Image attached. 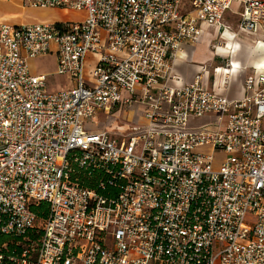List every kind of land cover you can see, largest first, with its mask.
<instances>
[{
    "label": "built area",
    "instance_id": "obj_1",
    "mask_svg": "<svg viewBox=\"0 0 264 264\" xmlns=\"http://www.w3.org/2000/svg\"><path fill=\"white\" fill-rule=\"evenodd\" d=\"M23 2L84 17L0 22V264H264V67L239 99L170 84L233 2L240 31H264V0ZM47 54L72 87L31 71ZM136 105L128 134L85 127Z\"/></svg>",
    "mask_w": 264,
    "mask_h": 264
},
{
    "label": "rangeland",
    "instance_id": "obj_2",
    "mask_svg": "<svg viewBox=\"0 0 264 264\" xmlns=\"http://www.w3.org/2000/svg\"><path fill=\"white\" fill-rule=\"evenodd\" d=\"M188 0H182L179 12H186L188 10ZM231 9L235 10V5H231ZM241 10V8H240ZM84 17L83 11H75L67 8H54V9H32L21 5L19 0H0V22L10 25L30 24V23H54V22H75L82 20ZM225 25L231 26V31L224 32V36L221 34L216 35V31L212 28H206L205 34L201 41L197 42L194 46V59L201 61L206 57L210 58L209 51L214 53V46L222 45L226 43L230 48L236 45L234 53L230 55L231 60H247L249 52L245 49H239L238 39L242 40L245 37L237 30L236 17L231 13H227L224 16L223 22ZM233 34L234 36H232ZM247 37V36H246ZM252 42V37H248ZM251 44V43H250ZM240 46V45H239ZM96 56H87L85 64V74L89 73L91 63ZM219 57H212L209 64H223V61L217 59ZM30 68L35 72L47 73V90L50 92H57L72 87L71 80L66 76H60L55 73L56 64L53 55L41 56L30 60ZM214 73L211 69V78ZM139 87V86H138ZM137 87V88H138ZM139 108V106H138ZM137 108H123L117 113L113 114V117L107 119L104 114H100L94 121L86 123L85 127L94 131L100 130L105 127H119L125 130L128 134L132 125L142 126L145 121L140 117V110L137 112Z\"/></svg>",
    "mask_w": 264,
    "mask_h": 264
},
{
    "label": "crops",
    "instance_id": "obj_3",
    "mask_svg": "<svg viewBox=\"0 0 264 264\" xmlns=\"http://www.w3.org/2000/svg\"><path fill=\"white\" fill-rule=\"evenodd\" d=\"M24 0H19L21 2V5L24 3ZM232 4L235 5V10H232L230 7V10H226L223 18L221 20L222 27L226 28V31H231L230 25H225L223 22L224 16L227 13H231L233 16L236 17V27L239 33L244 35L245 37H242V40L240 38L238 39V47L239 49H245L249 52L248 59L247 60H231L230 55L234 53V48L236 45H233V47L226 46V43H222L221 46L223 48H218L219 45L214 46V53L210 54V58L206 57L205 59H202L201 61H196L194 59V51L193 48L197 43H193L190 41H185L182 43L180 52H177L175 58L171 61L173 73L176 75V79L170 82V84L173 85H182L186 83H190L193 81L194 77L198 74L202 77V83L204 86H206L208 89H211L216 95L219 96H227L229 99H239L242 96H244V79L249 75H254L255 71L259 70L264 67V46L263 47H252L250 43L251 40L248 39V37H252V41L258 42L259 39L264 42V31L260 30L258 33H250L245 31H240L238 29V14L240 12L241 6L233 2ZM20 25V24H19ZM203 35L205 34L206 28H212L216 31V35L221 33V28L219 27H210L203 25ZM224 31V32H226ZM234 36L233 34H231ZM224 36V33L222 34ZM247 36V37H246ZM203 37V36H202ZM258 38V39H257ZM263 39V40H262ZM264 44V43H263ZM251 46V47H250ZM225 47V48H224ZM226 49V50H225ZM220 50V51H219ZM47 55H53L54 54H47ZM44 55V56H47ZM96 56L95 54H88L87 56ZM219 57L220 61H223V64H209L210 59L212 57ZM55 58V56H54ZM97 57L93 59V62L91 63V66H93L94 61ZM30 63V61H29ZM56 64V60H55ZM211 69L213 74V78H211ZM223 69V70H222ZM32 72L33 68L31 69ZM36 73H44V72H36ZM47 74V73H44ZM218 75V76H217ZM136 105L137 112L140 110V117L143 112V107ZM134 107V108H135Z\"/></svg>",
    "mask_w": 264,
    "mask_h": 264
},
{
    "label": "trees",
    "instance_id": "obj_4",
    "mask_svg": "<svg viewBox=\"0 0 264 264\" xmlns=\"http://www.w3.org/2000/svg\"><path fill=\"white\" fill-rule=\"evenodd\" d=\"M31 210L35 212L38 216H42L44 215V213H46V205L44 203H41L37 207L33 206Z\"/></svg>",
    "mask_w": 264,
    "mask_h": 264
},
{
    "label": "bare ground",
    "instance_id": "obj_5",
    "mask_svg": "<svg viewBox=\"0 0 264 264\" xmlns=\"http://www.w3.org/2000/svg\"><path fill=\"white\" fill-rule=\"evenodd\" d=\"M257 39H258V38H257ZM262 40H263V39H262ZM263 41H264V40H263ZM252 42H253V43H251V46H252V47H255V46H256V47L258 48V47H263V46H264V44H263L264 42H262L260 39H259L258 42H256V41H255V42L252 41ZM227 46L230 47L229 45H227ZM251 46H250V47H251ZM218 48L221 49V48H223V46L219 45ZM224 48H225V47H224ZM225 50H226V49H225ZM219 51H220V50H219ZM179 52H180V51H179ZM177 54H178V53H177ZM222 70H223V69H222ZM217 76H218V75H217Z\"/></svg>",
    "mask_w": 264,
    "mask_h": 264
},
{
    "label": "water",
    "instance_id": "obj_6",
    "mask_svg": "<svg viewBox=\"0 0 264 264\" xmlns=\"http://www.w3.org/2000/svg\"><path fill=\"white\" fill-rule=\"evenodd\" d=\"M112 127L110 126L109 128H107V129H111Z\"/></svg>",
    "mask_w": 264,
    "mask_h": 264
}]
</instances>
